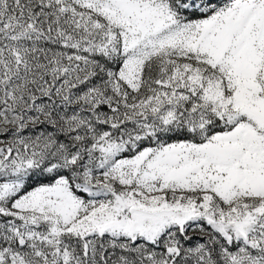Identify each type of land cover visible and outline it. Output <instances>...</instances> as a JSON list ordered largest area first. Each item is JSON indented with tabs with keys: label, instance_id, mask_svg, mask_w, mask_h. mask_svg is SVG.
Instances as JSON below:
<instances>
[{
	"label": "snow or ice",
	"instance_id": "6c2138e0",
	"mask_svg": "<svg viewBox=\"0 0 264 264\" xmlns=\"http://www.w3.org/2000/svg\"><path fill=\"white\" fill-rule=\"evenodd\" d=\"M0 264H264V0H0Z\"/></svg>",
	"mask_w": 264,
	"mask_h": 264
}]
</instances>
